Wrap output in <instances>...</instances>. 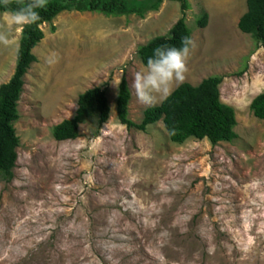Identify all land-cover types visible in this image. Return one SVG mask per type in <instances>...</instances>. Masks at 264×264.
I'll return each mask as SVG.
<instances>
[{
	"label": "rangeland",
	"instance_id": "rangeland-1",
	"mask_svg": "<svg viewBox=\"0 0 264 264\" xmlns=\"http://www.w3.org/2000/svg\"><path fill=\"white\" fill-rule=\"evenodd\" d=\"M188 2L195 46L184 82L223 77L237 137L177 144L162 121L140 131L117 118L113 82L125 74L129 117L141 122L137 50L182 17L179 1L143 18L61 13L41 26L24 77L14 178H0V264H264V121L250 110L264 92V46L238 29L246 0ZM21 31L0 44V85L14 73ZM107 81L108 121L98 128L93 112L78 138L56 141L52 129L74 116L79 95Z\"/></svg>",
	"mask_w": 264,
	"mask_h": 264
},
{
	"label": "trees",
	"instance_id": "trees-1",
	"mask_svg": "<svg viewBox=\"0 0 264 264\" xmlns=\"http://www.w3.org/2000/svg\"><path fill=\"white\" fill-rule=\"evenodd\" d=\"M165 0H47L46 6L39 9L40 20L31 25H23L16 66L10 80L0 85V178L11 182L18 158L17 149L20 138L15 129L19 119L18 103L23 88L24 77L31 65L37 61L33 49L43 39L41 26L51 23L63 12H92L105 16L137 15L143 18L150 11H157ZM181 4L182 17L165 35L152 38L137 50V56L144 66L153 48L159 45L180 46L183 36L192 35L185 13L190 8L188 0H176ZM27 0H10L7 6H0V12L15 9ZM246 12L239 18L238 29L249 34L257 47L264 46V0H246ZM207 13L199 19L200 27L207 23ZM222 76H210L198 85L183 82L177 86L171 96L159 105L144 110L140 123L129 117L131 90L125 74L118 85L116 113L119 122L128 129L146 131L149 125L162 121L169 139L182 144L188 139H207L212 145L219 142H232L237 134L235 110L221 100L220 86ZM108 81L102 86L93 87L78 97L74 116L65 119L52 129L56 141L74 140L79 136V125L93 112L98 115V128L106 123L110 116L107 98ZM253 115L264 121V92L257 95L250 104Z\"/></svg>",
	"mask_w": 264,
	"mask_h": 264
},
{
	"label": "clouds",
	"instance_id": "clouds-1",
	"mask_svg": "<svg viewBox=\"0 0 264 264\" xmlns=\"http://www.w3.org/2000/svg\"><path fill=\"white\" fill-rule=\"evenodd\" d=\"M10 0H0V6H7ZM47 0H27L22 6L6 11L0 24V44L7 45L15 27L35 24L40 20L39 9ZM194 41L183 36L180 46L159 45L152 50L146 60L144 70L137 71L131 87L137 100L145 106L153 107L158 101L171 96L173 83H182L187 72V59ZM120 80L113 82L119 85Z\"/></svg>",
	"mask_w": 264,
	"mask_h": 264
}]
</instances>
